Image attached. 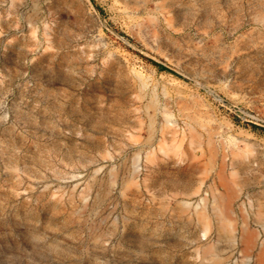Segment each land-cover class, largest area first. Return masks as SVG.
Segmentation results:
<instances>
[{"label":"rangeland","instance_id":"rangeland-1","mask_svg":"<svg viewBox=\"0 0 264 264\" xmlns=\"http://www.w3.org/2000/svg\"><path fill=\"white\" fill-rule=\"evenodd\" d=\"M261 245L264 0H0V264Z\"/></svg>","mask_w":264,"mask_h":264},{"label":"trees","instance_id":"trees-1","mask_svg":"<svg viewBox=\"0 0 264 264\" xmlns=\"http://www.w3.org/2000/svg\"><path fill=\"white\" fill-rule=\"evenodd\" d=\"M148 62H150L152 65H154L155 67H157L159 70L161 71H167V72H170V73H174L169 67H166L160 63H158L157 61L153 60V59H150V58H147V57H144Z\"/></svg>","mask_w":264,"mask_h":264},{"label":"crops","instance_id":"crops-1","mask_svg":"<svg viewBox=\"0 0 264 264\" xmlns=\"http://www.w3.org/2000/svg\"><path fill=\"white\" fill-rule=\"evenodd\" d=\"M263 252H264V246L262 247V245L261 246H259V248H258V256H257V258H259V264H261V255L263 254Z\"/></svg>","mask_w":264,"mask_h":264},{"label":"bare ground","instance_id":"bare-ground-1","mask_svg":"<svg viewBox=\"0 0 264 264\" xmlns=\"http://www.w3.org/2000/svg\"><path fill=\"white\" fill-rule=\"evenodd\" d=\"M231 200V198H229V201ZM247 241L249 242V241H251V238H247ZM262 257H261V264H264V252H263V254L261 255Z\"/></svg>","mask_w":264,"mask_h":264}]
</instances>
